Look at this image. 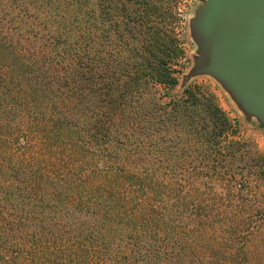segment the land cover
I'll return each mask as SVG.
<instances>
[{"label": "trees", "instance_id": "obj_1", "mask_svg": "<svg viewBox=\"0 0 264 264\" xmlns=\"http://www.w3.org/2000/svg\"><path fill=\"white\" fill-rule=\"evenodd\" d=\"M125 1L118 46L100 0H0V264H264L230 120L157 90L180 0Z\"/></svg>", "mask_w": 264, "mask_h": 264}, {"label": "water", "instance_id": "obj_2", "mask_svg": "<svg viewBox=\"0 0 264 264\" xmlns=\"http://www.w3.org/2000/svg\"><path fill=\"white\" fill-rule=\"evenodd\" d=\"M191 28L200 58L184 82L213 77L264 126V0H207Z\"/></svg>", "mask_w": 264, "mask_h": 264}, {"label": "rangeland", "instance_id": "obj_3", "mask_svg": "<svg viewBox=\"0 0 264 264\" xmlns=\"http://www.w3.org/2000/svg\"><path fill=\"white\" fill-rule=\"evenodd\" d=\"M112 5L109 7L107 0H100L101 4V24H102V43L104 45L122 46L123 38H116L115 32L110 31L109 24L117 23L122 20L126 23V18H118L117 2L125 0H111ZM207 0H180L175 4L172 18L169 19L172 28L168 35L173 41H176L182 50L175 65V77L177 85L174 88L159 86L157 90L162 97L163 103L168 104L171 100H177L184 97L183 91L189 87L197 86L205 94L204 96H213L217 106L226 114L231 122V130L226 134L224 143L228 141L238 142L240 145L236 148H229L227 153L231 156V171L235 174L251 179L248 190L252 196H249L247 205L251 208L259 207V222L264 210V126L256 118L248 117L233 100L230 94L223 86L209 75H196L191 77L187 82L184 79L194 68L195 59L200 58L198 45L193 39L191 22L197 14L205 7ZM113 14L112 19L110 18ZM123 14V13H122ZM176 17V18H175ZM166 22V23H167ZM114 28V27H113ZM170 39V38H168ZM171 42L174 44V42ZM172 45V44H171ZM233 159V160H232Z\"/></svg>", "mask_w": 264, "mask_h": 264}]
</instances>
